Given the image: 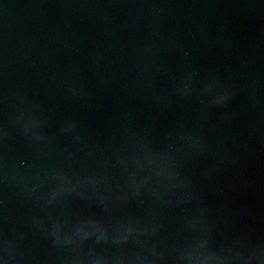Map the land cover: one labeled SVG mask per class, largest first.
Listing matches in <instances>:
<instances>
[{
  "label": "water",
  "instance_id": "95a60500",
  "mask_svg": "<svg viewBox=\"0 0 264 264\" xmlns=\"http://www.w3.org/2000/svg\"><path fill=\"white\" fill-rule=\"evenodd\" d=\"M0 264H264V0H0Z\"/></svg>",
  "mask_w": 264,
  "mask_h": 264
}]
</instances>
